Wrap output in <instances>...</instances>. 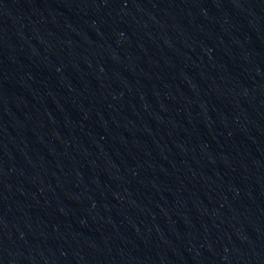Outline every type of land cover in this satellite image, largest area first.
Listing matches in <instances>:
<instances>
[{
  "label": "water",
  "instance_id": "water-1",
  "mask_svg": "<svg viewBox=\"0 0 264 264\" xmlns=\"http://www.w3.org/2000/svg\"><path fill=\"white\" fill-rule=\"evenodd\" d=\"M0 264H264V0H0Z\"/></svg>",
  "mask_w": 264,
  "mask_h": 264
}]
</instances>
